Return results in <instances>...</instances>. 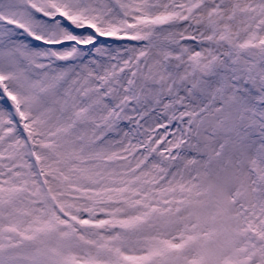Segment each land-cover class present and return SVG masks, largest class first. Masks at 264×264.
I'll list each match as a JSON object with an SVG mask.
<instances>
[{"label": "snow or ice", "instance_id": "6c2138e0", "mask_svg": "<svg viewBox=\"0 0 264 264\" xmlns=\"http://www.w3.org/2000/svg\"><path fill=\"white\" fill-rule=\"evenodd\" d=\"M0 264H264V0H0Z\"/></svg>", "mask_w": 264, "mask_h": 264}]
</instances>
